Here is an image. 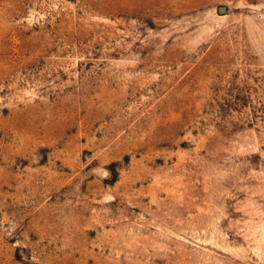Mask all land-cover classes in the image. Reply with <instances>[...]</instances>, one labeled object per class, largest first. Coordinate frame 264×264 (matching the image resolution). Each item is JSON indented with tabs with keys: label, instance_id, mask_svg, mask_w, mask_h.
<instances>
[{
	"label": "rangeland",
	"instance_id": "374dc122",
	"mask_svg": "<svg viewBox=\"0 0 264 264\" xmlns=\"http://www.w3.org/2000/svg\"><path fill=\"white\" fill-rule=\"evenodd\" d=\"M0 264H264V0H0Z\"/></svg>",
	"mask_w": 264,
	"mask_h": 264
}]
</instances>
